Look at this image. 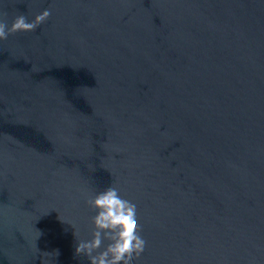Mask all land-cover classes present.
Segmentation results:
<instances>
[{
  "label": "water",
  "instance_id": "obj_1",
  "mask_svg": "<svg viewBox=\"0 0 264 264\" xmlns=\"http://www.w3.org/2000/svg\"><path fill=\"white\" fill-rule=\"evenodd\" d=\"M0 264H89L88 197L137 205L134 264H264V0H0Z\"/></svg>",
  "mask_w": 264,
  "mask_h": 264
},
{
  "label": "clouds",
  "instance_id": "obj_2",
  "mask_svg": "<svg viewBox=\"0 0 264 264\" xmlns=\"http://www.w3.org/2000/svg\"><path fill=\"white\" fill-rule=\"evenodd\" d=\"M8 15L6 9L0 11V40L19 31H35L51 11L45 9L31 20L25 14H16L10 24ZM86 203L95 213L90 218L92 231L90 238L77 240L76 255L85 257L89 264H134L147 246L141 235L137 205L112 185L88 197Z\"/></svg>",
  "mask_w": 264,
  "mask_h": 264
}]
</instances>
